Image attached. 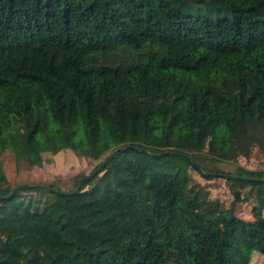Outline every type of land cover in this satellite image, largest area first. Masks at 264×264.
<instances>
[{
    "label": "trees",
    "instance_id": "obj_1",
    "mask_svg": "<svg viewBox=\"0 0 264 264\" xmlns=\"http://www.w3.org/2000/svg\"><path fill=\"white\" fill-rule=\"evenodd\" d=\"M252 120L264 130V0H0V264H245L189 168L230 173L232 205L261 209L264 167L216 166L248 154ZM78 128L122 147L79 187L10 185Z\"/></svg>",
    "mask_w": 264,
    "mask_h": 264
},
{
    "label": "rangeland",
    "instance_id": "obj_2",
    "mask_svg": "<svg viewBox=\"0 0 264 264\" xmlns=\"http://www.w3.org/2000/svg\"><path fill=\"white\" fill-rule=\"evenodd\" d=\"M80 128L76 131V138H71L74 147L65 146L57 151H42V160L39 163L31 164L25 158L17 160L18 170L10 185L23 183H48L52 182L55 187L69 190L77 186L79 181L95 168L97 162L103 159L107 153L121 145V140L112 131H106L95 135L92 144L79 145L76 140L83 137ZM249 152L247 155H239L236 159L221 160L216 166L223 170L231 171L236 164L247 167H264V130L255 120L248 124ZM17 153L27 149L23 137H17L13 141ZM82 146L85 148L83 151ZM193 179L197 180L208 190L211 197H216L223 202L224 208L220 209L215 219L220 229L226 234L245 245V264H259L263 259V253L259 248L264 238V206L258 209L253 206V198H245L236 201L232 205L233 194L228 187L224 177L215 176L205 178L194 169L189 168ZM90 184H86L85 187ZM243 193L245 189L242 188ZM22 193H37L35 190H23ZM40 194V193H37ZM49 193H42L45 197ZM233 212V217L230 213ZM228 219L227 223H223Z\"/></svg>",
    "mask_w": 264,
    "mask_h": 264
},
{
    "label": "water",
    "instance_id": "obj_3",
    "mask_svg": "<svg viewBox=\"0 0 264 264\" xmlns=\"http://www.w3.org/2000/svg\"><path fill=\"white\" fill-rule=\"evenodd\" d=\"M122 147V145L120 146H117L116 148H114L112 150V152L109 154V155H113L117 150H119L120 148ZM143 150H145L144 148H142ZM166 151H162L161 153H164ZM152 154H158L157 152H152ZM105 160L104 159L99 165L98 167L94 168L93 170H91L89 173H87L80 181L79 183L77 184V187H79L82 183H84L92 174H94L95 172H97L105 163ZM192 163H194L195 165H197L195 162L192 161ZM198 166V165H197ZM215 174L217 175H220V176H228V175H231L230 173H227V172H220V171H214ZM23 185V184H22ZM26 185H29V184H26Z\"/></svg>",
    "mask_w": 264,
    "mask_h": 264
}]
</instances>
